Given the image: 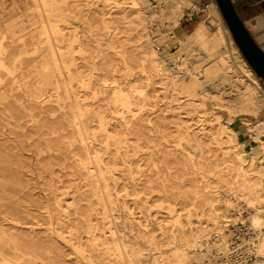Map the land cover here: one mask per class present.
Segmentation results:
<instances>
[{
	"label": "bare ground",
	"instance_id": "obj_1",
	"mask_svg": "<svg viewBox=\"0 0 264 264\" xmlns=\"http://www.w3.org/2000/svg\"><path fill=\"white\" fill-rule=\"evenodd\" d=\"M173 4L181 18L190 0H129L120 20L111 10L95 13L81 0H27L26 19L0 18V68L6 72L0 73V112L10 110L3 104L13 100L19 105L15 121L31 122L33 134L40 138L34 151L43 177L52 179L61 172L87 187L78 183L71 189L89 200L85 221L77 202L68 201L64 193L53 192V197L48 193L45 202L29 193L31 206L43 209L48 217L49 235L65 238L58 225L69 222L88 225L93 240L101 239L88 255L65 259L63 264H136L134 259L143 255L152 257L150 264H188L190 258L197 264H212V258L216 264H232L227 243L233 232L230 224L238 222L253 230L250 243L257 256L244 264H264L261 77L238 48L226 42L224 33H210L205 21L174 46L179 19L169 20L173 31L163 41V52L157 49L161 41L157 35L138 42L136 53L118 50L123 29H145L148 21L166 18ZM214 7L209 17L221 19ZM196 55L200 63L194 66L190 61ZM156 82H162L182 108L200 101L211 128L204 123L194 127L179 116L177 146L172 148L162 114L146 116L154 106ZM152 110L156 113L160 107ZM237 112L257 119L237 117ZM237 124L247 131L246 139H239ZM223 134L228 135V146H220L219 153L210 150L211 143L220 145ZM15 148L6 145L0 154L2 191L9 194L26 189L20 169L30 166ZM208 176H215L214 187L205 181ZM150 194L170 202L171 222L155 216L148 229L144 215L146 210L153 215ZM95 200L112 223L109 234L99 236L90 222ZM12 221L14 236L20 238V224L25 223L19 218ZM159 235L163 241L157 240ZM6 236L0 226L1 257ZM28 237L32 239L21 238ZM142 242L147 252L139 248Z\"/></svg>",
	"mask_w": 264,
	"mask_h": 264
},
{
	"label": "rangeland",
	"instance_id": "obj_2",
	"mask_svg": "<svg viewBox=\"0 0 264 264\" xmlns=\"http://www.w3.org/2000/svg\"><path fill=\"white\" fill-rule=\"evenodd\" d=\"M81 2L84 7L90 6L95 13L102 14L103 12L111 10L113 11V16L116 19L120 20L122 14V6H128L129 0H81ZM26 3L27 0H0V18H2V20H4L5 22H10L13 19H26ZM113 5L120 6L111 7ZM175 8L176 6L174 4L170 5V10L168 11V15H166V18L148 21V26L145 29H141L138 27H136L135 29L132 27L123 29V32H121L120 34L121 40L118 43V50H121L123 54L136 53L135 45L138 42H141V40L143 41L149 35H157L158 38L161 39L160 42H157V49L159 52H163L165 49L163 41L168 40L169 33L173 31V29L169 30L168 21L179 19V23L174 27V31L176 33V35L174 34L175 37L173 38L174 46L183 43L185 41V37L197 25V23L205 21V24L208 27L210 33L214 34L219 31L224 33L226 42L230 46L237 47L244 57L242 51L236 44L233 35L221 14L219 7L218 10L221 19L209 17V12L213 8L206 7V0H190V5L186 7L185 13L181 18H179V15L177 14V10ZM239 8L241 7L239 6ZM132 12V9L129 10V14L131 16L133 15ZM244 15L245 14H243V16ZM180 27L181 29L178 30ZM181 30L183 32H181ZM177 49V47H172V52H176ZM198 58V55L193 56L190 64L194 66L199 65L200 62H197ZM204 63L208 64L207 61ZM82 66V69H84V66H86V64L82 63ZM122 72H124V69L122 70ZM253 72L256 75L254 70ZM0 73L5 74L6 72L3 68H0ZM258 79L260 94L261 97L264 98V79ZM153 93L154 106L151 107L149 111H147L146 116L152 118L155 117V114L157 113L162 114L164 121L167 123V129L168 131H170L169 135H167L173 140L172 148L177 146V137L179 136L177 121L179 120V116L182 119L186 120L188 123H192L194 127L204 123L205 126L211 128L209 125L211 118L209 117L207 110L203 106L198 105V103L200 104V101L196 103L195 107L185 104V108H182L176 101L172 100V94L164 90V84L162 82H156L153 85ZM3 105H7L8 107H10V110L3 109L0 112V154L2 153L1 150L3 147L9 144H14L16 146L15 150H19V152L23 154L22 159H24L30 166L24 165V167L20 169V174L22 176V179L24 180V182L22 183L24 184L26 189L24 191H19L16 194H9V192L2 191V187L4 186L2 180L5 179V177L0 176V226H2L7 235L4 239L3 257L0 256V264H18L19 261L23 264H63V260L65 259L75 261L77 257H84L85 255H88L93 247H96V243L101 242V239H98L96 241L93 240V234L89 232V228L87 227L88 225L76 227L71 226V223L69 222V224L61 222L58 226L63 232L66 240L65 238H63V236L49 235V233L45 232L46 227L50 225L48 217L43 214V209L41 210L35 205L31 206L32 203L29 199V193H31L33 196L38 197L42 202L46 201L45 196L48 193L50 194V197H53V192H56V194L64 193L62 196L66 197L68 201L74 200L77 202V206L79 207L78 211L80 213H84V215H81V217L83 218L82 220L85 221V219H87L85 216V211L88 210L86 206L89 203V200L83 199L84 196H82L80 193L75 194L71 191L72 187H75L78 183H80V186L86 189L87 187L83 185L84 181L72 180V176L62 175L61 172L51 175L52 179L49 177H43L40 174V170L37 169L36 165L39 161L37 160V153L36 151H34L40 139L39 135L33 134L34 127L31 126V122H28L25 125L24 123H21V125H19L15 121L14 115L18 113L17 109L19 108V105L17 103L11 100L10 102H5ZM157 107H160V110H157V112L154 113L152 109H157ZM179 112L181 113L180 115L178 114ZM217 115L222 114L217 112ZM235 115L237 117L244 116L253 121L257 119V117L252 114H242L237 112ZM45 116L48 117L47 114ZM27 119L28 117L24 118V120ZM222 119L224 122H226L225 116H222ZM237 125L240 130V139H246L247 133L245 131V128L241 124ZM213 131H215L214 127ZM20 141H23V144L25 145L24 148L19 147L21 144ZM219 142L220 145L216 142L211 143L212 148L210 150L219 153L221 148L220 146H228V135L223 134ZM1 164L5 165V162H1ZM188 177H191V175L189 174ZM214 178L215 176H208L207 178H205V181H208L209 184L214 187L217 184ZM148 196L151 204L150 209L151 212H153V215H150L149 211L146 210L144 216L147 219L145 225L148 229H151L153 225V218H155V216L170 218V202L165 201L160 194H150ZM93 202L95 203L94 207H96V209L91 216L90 222L92 223V225L98 228L95 230V232L99 236L103 235L105 232L109 234V227L112 225V223L109 219H105L103 217V205L99 204L96 200ZM139 205H142V203H140ZM14 208L18 210L17 213H15ZM28 211H30L31 213L28 214ZM62 217H64V215H62ZM62 217L60 219H62ZM13 218H19L21 222L25 223L20 224L22 226V233H20L19 236L22 237V235H27L31 236L32 239L28 237V239L30 240H24L21 237L17 238L14 236L15 230L11 227ZM192 218H196V210L194 209L192 210ZM169 221L171 222V218L169 219ZM84 223L86 222H83L82 224ZM241 223L242 222H238L235 225L230 224V228L233 229V225L237 227L238 224ZM31 226L34 227L37 232H35L31 228ZM157 240L163 241V237L159 235L157 237ZM230 241H228L227 245L230 244ZM71 242L75 243V245H71ZM210 243L214 242L211 241ZM138 246L143 250V252L148 251L143 242L141 244L139 243ZM81 248L84 250L81 251ZM3 258H7V260H11L12 262L5 263V260H2ZM134 261L136 262V264H150L152 261V257L150 255H143L138 259L135 258ZM211 263L216 264L215 258L211 259ZM188 264H197V262L195 261V259L190 258Z\"/></svg>",
	"mask_w": 264,
	"mask_h": 264
},
{
	"label": "water",
	"instance_id": "obj_3",
	"mask_svg": "<svg viewBox=\"0 0 264 264\" xmlns=\"http://www.w3.org/2000/svg\"><path fill=\"white\" fill-rule=\"evenodd\" d=\"M216 2L245 59L256 73L264 79V50L240 16L235 1L216 0Z\"/></svg>",
	"mask_w": 264,
	"mask_h": 264
},
{
	"label": "built area",
	"instance_id": "obj_4",
	"mask_svg": "<svg viewBox=\"0 0 264 264\" xmlns=\"http://www.w3.org/2000/svg\"><path fill=\"white\" fill-rule=\"evenodd\" d=\"M218 4L216 0H206L207 8H214ZM233 232L230 241V250L228 257L231 259L232 264H244L247 260L252 261L256 256L254 247L250 243V237L253 230L246 224H238L237 227L233 225Z\"/></svg>",
	"mask_w": 264,
	"mask_h": 264
},
{
	"label": "crops",
	"instance_id": "obj_5",
	"mask_svg": "<svg viewBox=\"0 0 264 264\" xmlns=\"http://www.w3.org/2000/svg\"><path fill=\"white\" fill-rule=\"evenodd\" d=\"M241 7L246 25L264 50V0H234ZM263 23V24H262ZM260 26V27H259ZM181 27L178 29L180 30ZM181 32H183L181 30ZM247 133V131H246ZM245 133V134H246ZM240 135V134H239ZM238 135L239 139L240 136Z\"/></svg>",
	"mask_w": 264,
	"mask_h": 264
},
{
	"label": "trees",
	"instance_id": "obj_6",
	"mask_svg": "<svg viewBox=\"0 0 264 264\" xmlns=\"http://www.w3.org/2000/svg\"><path fill=\"white\" fill-rule=\"evenodd\" d=\"M235 5H236V8H237V10H238V12H239L240 16H241V17H242V19L245 21V18H244V16H243V13H242L241 9L239 8L238 4H237V3H235Z\"/></svg>",
	"mask_w": 264,
	"mask_h": 264
}]
</instances>
